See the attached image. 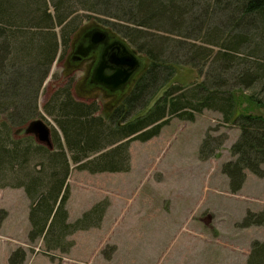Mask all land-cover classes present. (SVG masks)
<instances>
[{
  "label": "rangeland",
  "instance_id": "1",
  "mask_svg": "<svg viewBox=\"0 0 264 264\" xmlns=\"http://www.w3.org/2000/svg\"><path fill=\"white\" fill-rule=\"evenodd\" d=\"M217 1L189 0L190 12L184 16L188 21L186 26L153 21V28L140 33L138 42L144 48L138 43L131 46L145 55L149 50L159 59L182 63L193 54L204 56L201 76L197 70L181 68L179 80L199 82L210 75L212 84L224 79L225 89L239 88L238 75L255 67H260V71L264 68V36L261 35L264 27L255 16L247 19L248 27L244 23L235 25ZM109 10L114 12L115 8ZM91 17L77 0L65 27L69 32H66V44L63 29L51 28L59 44L56 57L40 89L33 117L27 112L25 123L41 118L52 133L53 128L60 131L55 113L48 109H53L55 95L67 89L77 100L91 102L76 93L75 80L69 79L66 69L72 52L71 41L79 27L97 24ZM180 18L178 14L176 19ZM75 21L78 24L73 26ZM40 28L30 27L32 35L43 37ZM237 41L240 42L237 49H232ZM16 47L13 44L10 47L5 37H0V94L5 93L4 89L14 88L11 93L20 105L36 91L38 65L21 58ZM222 58L228 61L224 63ZM224 65L229 67L227 72L223 71ZM39 66L42 70V65ZM259 88H262L260 83H255L245 87L244 92ZM161 93L162 90L154 96L150 106ZM7 94L10 93L6 92V104ZM96 103V115H99L106 108V100L99 96ZM22 121L7 123L14 130ZM208 132L215 137L224 135L225 142L216 155L202 159L200 146ZM240 133L238 127L222 122V113L206 108L194 120L172 116L160 134L148 141H131L128 172L92 173L72 165L67 179L71 189L67 202L69 220L74 222L104 199L109 200V206L99 226L78 230L69 236L75 244L67 254L45 253L42 241L29 242L30 199L24 187L14 186L21 181L23 173L19 167L18 172H1L0 264H9V256L18 246L27 250L25 264H249L253 241H264V223L242 227L241 222L248 211L264 212V163L262 176L246 170L242 188L235 193L230 190L229 178L222 172V166L234 159L231 147ZM22 137L18 135L17 139ZM35 141L39 143L36 138ZM37 164L36 158L25 171L34 170Z\"/></svg>",
  "mask_w": 264,
  "mask_h": 264
},
{
  "label": "trees",
  "instance_id": "2",
  "mask_svg": "<svg viewBox=\"0 0 264 264\" xmlns=\"http://www.w3.org/2000/svg\"><path fill=\"white\" fill-rule=\"evenodd\" d=\"M76 1L0 0V37H5L10 47L12 44L17 46L21 58L24 57L38 65L35 71L37 88L33 97H25V101L19 105L17 97L11 93L15 91L14 88L10 87L8 91L4 89L2 91L5 93L0 94V173L8 170L18 172L17 167L23 173L21 181L14 186L24 187L30 199L31 229L28 240L31 244L42 241L43 252L59 251L67 254L75 244L69 236L78 230L99 226L109 206L108 199L97 202L74 222L69 220L67 202L71 189L67 179L71 166L76 165L79 169L92 173L128 172L131 169L128 149L130 142H145L159 135L174 115L194 120L197 114L209 108L222 113L224 124L240 129V136L231 147L234 159L222 166V172L228 176L233 193L242 188L246 170L263 175L264 68L263 72L260 67L253 68V71H243L237 76L239 88L225 89L224 79L212 84L210 75L199 82L179 80L181 68L197 70L201 76L206 58L198 54H193L188 61L182 63L177 60L159 59L149 50L145 55L136 49L146 57V68L136 80L130 94L111 112L101 111L96 115V101L77 100L67 89L63 94L55 95L54 110L48 109L55 113L60 129L58 131L53 128V147L36 143V137L26 134L24 128L37 118L27 123L24 118L27 112H31L33 117L40 89L49 76L59 46L51 28L60 26L63 29V42L66 44L69 32L65 27L75 9ZM80 2L82 8L93 16L91 21L101 25L104 24L100 22L106 23V26L114 29L128 43H138L140 46V33L143 29L153 28L151 22H175L177 27L186 26L188 21L184 16L186 12H190L187 6L189 0ZM217 3L231 16L235 25L244 23V27H248L247 19L255 16L264 27V0H218ZM111 7L115 8L114 12L109 10ZM178 14L182 17L180 20L176 19ZM76 22H73V26L78 24ZM32 26L41 27L43 37L32 35ZM261 35L264 36V33ZM239 44L238 41L233 43L232 49H237ZM222 59L224 63L228 61L226 58ZM39 65H42V70ZM228 69L229 67L223 66L224 72ZM255 83H260L262 88L244 92L245 87H252ZM160 90L161 95L150 106L151 100ZM6 92L10 93L7 94L8 104L4 100ZM30 106L33 109H30ZM7 121L10 124L19 121L23 123L13 130ZM18 135L23 137L17 139ZM224 142V135L215 137L208 132L200 146V157L207 159L216 155ZM69 152L72 154L69 155ZM36 158V168L26 172L30 162ZM263 223L264 212L248 211L241 226L249 227ZM26 259L27 250L18 246L10 254L8 261L9 264H25ZM248 263L264 264V241H253Z\"/></svg>",
  "mask_w": 264,
  "mask_h": 264
},
{
  "label": "flooded vegetation",
  "instance_id": "3",
  "mask_svg": "<svg viewBox=\"0 0 264 264\" xmlns=\"http://www.w3.org/2000/svg\"><path fill=\"white\" fill-rule=\"evenodd\" d=\"M75 35L71 41L72 52L66 63L67 76L75 80L74 88L78 95L88 97L91 102L102 96L106 100V108L101 111L111 112L123 98L130 94L136 80L146 68L147 59L109 26L99 23L84 25ZM99 35H102L103 39L96 42ZM127 49L136 58L132 75L118 87L98 81L96 77L101 64H104L106 76L113 75L118 69L114 59L119 60L121 56L128 55ZM77 74H79L78 77Z\"/></svg>",
  "mask_w": 264,
  "mask_h": 264
},
{
  "label": "water",
  "instance_id": "4",
  "mask_svg": "<svg viewBox=\"0 0 264 264\" xmlns=\"http://www.w3.org/2000/svg\"><path fill=\"white\" fill-rule=\"evenodd\" d=\"M101 39H103V36L99 35L95 41L98 42ZM126 51L128 55L121 56L119 60L114 59L118 69L113 75L106 76L104 74V64H101L96 77L98 81L118 87L132 75L136 66V58L128 49ZM24 131L26 134L34 135L40 143L53 147L51 127L43 119L37 118L30 121Z\"/></svg>",
  "mask_w": 264,
  "mask_h": 264
},
{
  "label": "crops",
  "instance_id": "5",
  "mask_svg": "<svg viewBox=\"0 0 264 264\" xmlns=\"http://www.w3.org/2000/svg\"><path fill=\"white\" fill-rule=\"evenodd\" d=\"M202 234V233H201ZM209 238V241L210 242H214V240L212 241V237H208ZM256 240H259V239H256ZM198 247L199 248H201V244L198 242ZM247 263H248V261H247Z\"/></svg>",
  "mask_w": 264,
  "mask_h": 264
}]
</instances>
